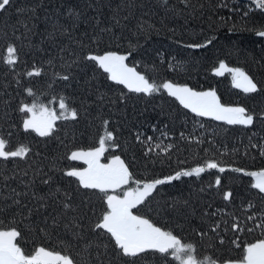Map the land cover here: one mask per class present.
Segmentation results:
<instances>
[{"label": "trees", "instance_id": "obj_1", "mask_svg": "<svg viewBox=\"0 0 264 264\" xmlns=\"http://www.w3.org/2000/svg\"><path fill=\"white\" fill-rule=\"evenodd\" d=\"M259 30H264V9L256 0H11L0 11V136L8 140L6 150L29 151L0 158V229L15 227L26 255L45 247L71 254L79 264H179L156 250L118 255L110 234L95 228L107 210L105 194L65 174L88 167L82 159H70L73 151L99 147L110 131L114 141L106 140L101 162L114 156L124 161L133 174L125 190L136 187V180L190 171L212 159L226 168L158 185L133 213L192 244L198 261H239L248 243L264 239V227L258 226L264 223V193L247 174L264 170ZM208 39L207 47H189ZM10 45L17 49L15 65L5 62ZM107 51L131 52L126 63L150 82L215 90L222 104L242 105L257 119L248 126L230 125L198 116L166 89L151 95L132 91L85 59ZM220 61L244 69L260 91L243 92L227 71L217 75ZM34 68L41 69L39 76L27 74ZM60 98L77 110L76 119L57 120L49 136L24 129L30 115L20 111L24 104H43L61 115ZM228 191L232 197L226 200Z\"/></svg>", "mask_w": 264, "mask_h": 264}, {"label": "snow or ice", "instance_id": "obj_2", "mask_svg": "<svg viewBox=\"0 0 264 264\" xmlns=\"http://www.w3.org/2000/svg\"><path fill=\"white\" fill-rule=\"evenodd\" d=\"M10 3L11 0H0V11H5ZM256 6L264 9V0H256ZM257 35L264 37V30L257 31ZM211 43L212 40L208 39L205 44H194L189 45V47L202 48ZM131 54V52L120 54L115 51H107L102 55L89 54L85 59L95 62L101 69L110 74L111 80L126 85L132 91L151 95L153 92L166 89L185 108L191 109L198 116L212 117L217 121H225L230 125L245 126L252 125L254 120L257 119V113L242 105L222 104L215 90L195 91L187 85L174 84L171 81L162 85L150 82L145 75L137 72L135 67H129L126 63ZM17 59V49L15 45H10L7 48L5 62L8 65H15ZM215 71L217 75H223L224 71L229 72L235 86L245 93L260 91L252 76L242 68H230L225 62L220 61L219 67ZM27 74L29 76H39L41 69L34 68ZM63 79L68 80L69 77L64 76ZM28 92L30 95L32 94L31 89H28ZM59 108L62 110L61 115L56 114V109L43 104L39 106L36 103L24 104L20 111L26 115L30 113L23 121L24 129L34 130L40 136H49L57 120L61 118L76 119L78 116L77 110L69 108L64 98H60ZM259 116L264 119V112H261ZM104 123L107 124V121ZM137 139H139V136ZM106 140L114 141L112 132L106 131L105 135L99 139V147L87 151H73L70 159H83L87 162L88 167L83 170L71 169L65 173L68 177L77 178L84 188L99 189L105 194L107 210L99 218L95 228L110 234L115 246L119 249L117 254L123 257H139L141 254L147 253L148 250H156L161 254L173 256L179 261V264H205L203 260L198 261L193 255L194 247L192 244L182 242L171 231L163 230L150 219L134 214L133 209L142 204L158 185L178 180L181 176H192L193 174L199 176L206 169H218L220 173H224L226 168L221 166L215 159H212L208 160L205 166L196 167L190 171L176 172L174 175L149 182L142 183L136 180V187H128L125 190L124 186L129 185V182L133 180V174L124 161L119 156H114L108 164L100 163V158L106 151ZM151 140V137L147 138V141L150 142ZM7 146L8 140L0 136V158L5 160L12 157H24L29 151L25 146H20L16 150H6ZM234 171L243 172L244 169H234ZM247 174L257 177V182L253 186L260 193H264V170ZM220 183V177L217 176L215 184L219 186ZM109 189L112 190L111 194H109ZM117 189L121 190L119 194L116 192ZM231 197V191L225 192L224 199L228 200ZM249 206L251 207V205ZM65 207H70V205L65 204ZM249 219H252V217H249ZM258 226L264 227V223ZM216 227L218 228L219 225H216ZM233 228L239 230V225L234 223ZM20 236L21 233L15 227L8 230L0 229V264H79V261L71 254H61L58 251H50L45 247H38L32 254L26 255L16 242ZM98 264H104V262L98 261ZM109 264H111L110 261ZM210 264H216V262L211 261ZM225 264H264V239L248 243L244 248V255L239 261L229 260L225 261Z\"/></svg>", "mask_w": 264, "mask_h": 264}, {"label": "rangeland", "instance_id": "obj_3", "mask_svg": "<svg viewBox=\"0 0 264 264\" xmlns=\"http://www.w3.org/2000/svg\"><path fill=\"white\" fill-rule=\"evenodd\" d=\"M225 72V71H224ZM83 160V159H82ZM85 161V160H84ZM86 162V161H85ZM87 163V162H86ZM100 163L101 164H103L102 162H101V158H100ZM88 165V164H87ZM254 172H257V171H254ZM254 177V182L256 183L257 182V177H255V176H253Z\"/></svg>", "mask_w": 264, "mask_h": 264}]
</instances>
